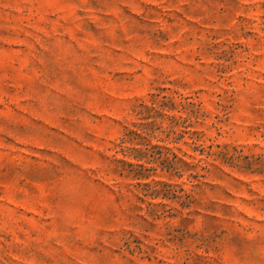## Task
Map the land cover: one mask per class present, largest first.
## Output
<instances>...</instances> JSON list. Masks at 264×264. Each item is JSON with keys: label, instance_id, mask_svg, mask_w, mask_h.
<instances>
[{"label": "rangeland", "instance_id": "rangeland-1", "mask_svg": "<svg viewBox=\"0 0 264 264\" xmlns=\"http://www.w3.org/2000/svg\"><path fill=\"white\" fill-rule=\"evenodd\" d=\"M0 264H264V0H0Z\"/></svg>", "mask_w": 264, "mask_h": 264}, {"label": "trees", "instance_id": "trees-1", "mask_svg": "<svg viewBox=\"0 0 264 264\" xmlns=\"http://www.w3.org/2000/svg\"><path fill=\"white\" fill-rule=\"evenodd\" d=\"M124 141H125V140H124V139H122V141H121V142H122V143H124Z\"/></svg>", "mask_w": 264, "mask_h": 264}]
</instances>
